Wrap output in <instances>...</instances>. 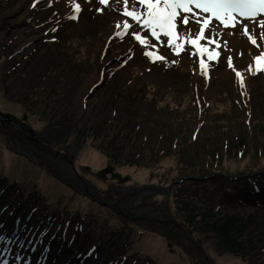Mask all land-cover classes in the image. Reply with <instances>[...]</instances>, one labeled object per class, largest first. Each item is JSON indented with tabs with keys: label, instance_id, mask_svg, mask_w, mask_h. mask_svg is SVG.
<instances>
[{
	"label": "rangeland",
	"instance_id": "obj_1",
	"mask_svg": "<svg viewBox=\"0 0 264 264\" xmlns=\"http://www.w3.org/2000/svg\"><path fill=\"white\" fill-rule=\"evenodd\" d=\"M124 11L0 0V264H264V200L236 196L264 173V73L248 70L264 40L218 26L203 75L190 44H141Z\"/></svg>",
	"mask_w": 264,
	"mask_h": 264
},
{
	"label": "snow or ice",
	"instance_id": "obj_2",
	"mask_svg": "<svg viewBox=\"0 0 264 264\" xmlns=\"http://www.w3.org/2000/svg\"><path fill=\"white\" fill-rule=\"evenodd\" d=\"M100 2L106 4L108 0H100ZM128 2L129 0H124V15L131 17L142 29L147 30L142 36L136 29H133L132 35L137 41L147 45L148 32L156 41H160L161 36L167 37V45L176 55L184 50V44H190L200 55L203 75H207V65L203 57L207 55L208 60H216L219 52L201 44V41L207 39L208 44L216 45L217 48L221 47V41L215 38L220 35L218 26H223L224 29H235L247 37L256 48L260 47L257 35L264 40V0H133V3L141 6L142 10L139 12L134 9L128 10ZM76 10L80 11V5H76ZM190 23L199 25L198 32L195 37L184 36L183 43H181L178 29L190 31ZM117 26L120 27V25ZM123 28L127 32L132 25L124 21ZM206 32H211L212 35L206 37ZM232 34L231 31L224 33V35ZM118 35L123 36V33H118ZM222 46L228 48V41L224 40ZM145 55L151 57L153 53L149 51ZM156 59L166 58L157 55ZM253 60L255 69L253 70L252 65H249L248 70L254 75L264 73V52L254 56ZM227 62L229 67L233 66L232 57H227ZM236 76L243 86L244 78L241 72L236 71ZM2 239L3 237H0V240Z\"/></svg>",
	"mask_w": 264,
	"mask_h": 264
},
{
	"label": "trees",
	"instance_id": "obj_3",
	"mask_svg": "<svg viewBox=\"0 0 264 264\" xmlns=\"http://www.w3.org/2000/svg\"><path fill=\"white\" fill-rule=\"evenodd\" d=\"M193 71L195 72V74L197 76L198 70L193 69ZM199 71L201 72V69H199ZM236 71L241 72V74L243 75V78H244V83L247 84V81H248L247 70L245 69V70L240 71L239 69L236 68L233 71V74L237 78ZM136 92H137V90L133 91L132 94L136 95ZM156 99L160 100L158 97H156ZM167 101H168V99H167ZM210 104H211V101L208 100L205 105L210 107ZM230 142H231V140L229 138L228 139L225 138V140L222 141V144H221L222 150L219 152L220 157L226 155L227 151H229L232 148ZM238 144H240V142H238ZM241 150H242L241 148L240 149L237 148V149H234L232 153H234V154H236L237 152L241 153L240 152ZM109 169L110 168L108 167L106 170L108 171ZM218 170H221V169H218ZM238 173H240V172H238ZM251 173H252L251 175L241 174V176L237 177V180H239V182L242 180L241 181L242 186L238 190V193H236V192L235 193H236V196L239 195V196L243 197L244 200L252 203V201H255V200H264V173L262 176L260 174H258L259 172L258 173L251 172ZM225 175H227V174L225 173ZM219 176L222 177V176H224V174L220 173ZM247 182L249 184H247ZM147 184H149V183H147ZM9 213H11V212H9ZM50 252L53 253V249L50 250Z\"/></svg>",
	"mask_w": 264,
	"mask_h": 264
},
{
	"label": "bare ground",
	"instance_id": "obj_4",
	"mask_svg": "<svg viewBox=\"0 0 264 264\" xmlns=\"http://www.w3.org/2000/svg\"><path fill=\"white\" fill-rule=\"evenodd\" d=\"M19 6H21V3H19L17 7H19ZM15 9H16V6H14L13 8H9V9L5 12V14L11 16V15L14 13ZM221 27H223V26H221ZM4 33H6L5 30L2 31V34H4Z\"/></svg>",
	"mask_w": 264,
	"mask_h": 264
}]
</instances>
